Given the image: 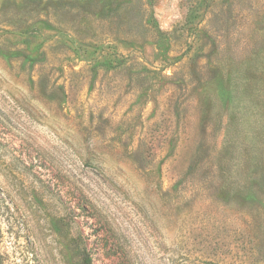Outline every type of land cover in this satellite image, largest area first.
<instances>
[{"label": "rangeland", "instance_id": "obj_1", "mask_svg": "<svg viewBox=\"0 0 264 264\" xmlns=\"http://www.w3.org/2000/svg\"><path fill=\"white\" fill-rule=\"evenodd\" d=\"M4 264H264V0H0Z\"/></svg>", "mask_w": 264, "mask_h": 264}, {"label": "trees", "instance_id": "obj_2", "mask_svg": "<svg viewBox=\"0 0 264 264\" xmlns=\"http://www.w3.org/2000/svg\"><path fill=\"white\" fill-rule=\"evenodd\" d=\"M5 261V255L0 252V264H4Z\"/></svg>", "mask_w": 264, "mask_h": 264}]
</instances>
